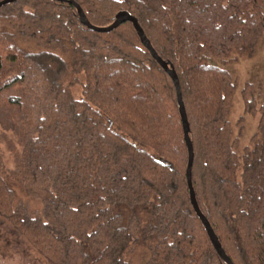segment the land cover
I'll use <instances>...</instances> for the list:
<instances>
[{
  "label": "trees",
  "instance_id": "16d2710c",
  "mask_svg": "<svg viewBox=\"0 0 264 264\" xmlns=\"http://www.w3.org/2000/svg\"><path fill=\"white\" fill-rule=\"evenodd\" d=\"M75 1L98 26L129 11L174 65L199 205L234 264H264V102L239 153L237 78L212 63L255 56L264 0ZM68 72L83 75L79 98ZM256 90L244 87L247 112ZM187 166L174 82L131 22L94 31L65 0L0 7V215L48 262L132 264L127 253L144 247V264H227L191 204ZM15 185L41 209L20 202Z\"/></svg>",
  "mask_w": 264,
  "mask_h": 264
},
{
  "label": "rangeland",
  "instance_id": "374dc122",
  "mask_svg": "<svg viewBox=\"0 0 264 264\" xmlns=\"http://www.w3.org/2000/svg\"><path fill=\"white\" fill-rule=\"evenodd\" d=\"M25 47L36 49L34 43H23ZM213 64L227 68L236 78L238 88L233 99V108L230 115L232 127V137L236 140V149L241 153L245 147L252 144V138L258 129L261 118L260 107L264 102V34L260 41L258 51L252 58H241L238 62L222 64L213 60ZM69 73V72H68ZM75 76L67 74L63 78L65 83L74 82ZM83 75H79V80L73 83L72 91L76 97L82 96ZM248 83H253L256 87V109L251 113L246 111L243 95L244 87ZM11 130H9V133ZM2 148L6 153L10 165H13L11 157V146L4 140ZM20 202H24L32 211L40 210L42 204L39 200L29 198L18 185L14 186ZM150 255V251L144 247H138L127 253V259L132 264H144ZM0 264H51L40 254L13 226L0 215Z\"/></svg>",
  "mask_w": 264,
  "mask_h": 264
},
{
  "label": "water",
  "instance_id": "95a60500",
  "mask_svg": "<svg viewBox=\"0 0 264 264\" xmlns=\"http://www.w3.org/2000/svg\"><path fill=\"white\" fill-rule=\"evenodd\" d=\"M14 1H16V0H0V7L4 6L6 4L12 3ZM65 1L70 2L71 4H73L77 8V11H78V14H79V17H80L82 24H84L85 26H87L88 28H90L94 31L109 32V31L117 28L118 26H120L121 24H123L125 22H131L133 24L134 28L136 29L142 43L148 48V50L150 51V53L152 54L154 59L159 63V65L168 73V75L173 80L175 88H176V92H177V99H178V103H179V112H180V116H181V120H182L184 137H185V141H186V145H187V149H188V166H187L186 174H187V183H188L189 193H190V201H191V204H192L196 214L198 215L201 222L203 223V225H204V227L208 233V236H209L215 250L219 254V256L227 264H234L233 260L230 258V256L226 253L225 249L223 248L222 243H221L218 235L216 234L210 220L202 211V209L199 205L198 199H197L196 191H195V188L193 185V164H194V159H195V153H194V146H193L191 136H190L191 126H190L186 106H185V103L183 100L180 79H179L178 73H177L174 65L172 63H170L169 61L164 60L160 55H158V53L155 50V48L153 47L150 39L147 37L143 27L141 26L138 18L136 16H134L133 14H131L129 11L121 10L116 14L115 20L113 23H111L110 25H107V26H98V25L92 24L89 21V19L87 18L82 6L77 1H75V0H65Z\"/></svg>",
  "mask_w": 264,
  "mask_h": 264
}]
</instances>
